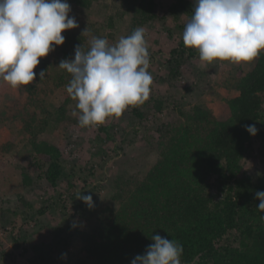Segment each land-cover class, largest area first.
Listing matches in <instances>:
<instances>
[{
  "label": "trees",
  "instance_id": "1",
  "mask_svg": "<svg viewBox=\"0 0 264 264\" xmlns=\"http://www.w3.org/2000/svg\"><path fill=\"white\" fill-rule=\"evenodd\" d=\"M74 2L86 7L92 0ZM113 3L117 9L133 14L134 29L164 21L157 0ZM64 38L63 45L54 46L56 64L68 58L74 44L68 45L69 39ZM87 40L76 38L84 47ZM197 54L198 50L184 46L183 36L178 47L170 52L166 69L178 91L193 92L196 83L189 80L187 70H191ZM46 65L41 62L38 73L46 70ZM248 65L249 70L237 83L239 95L229 100L219 115L200 104H189L174 107L175 118L173 114L165 122L162 101L155 103L149 117L133 111L141 121L135 134L145 131L149 134L146 138H152L150 168L147 172L134 170L129 177L114 183L107 200L100 203L97 221L88 231L79 233L86 244L81 264H131L153 243V235L183 246L181 264H264V212L257 209L259 200L255 195L264 191V171L254 180L243 163L255 142H259L264 166V52ZM70 80L71 75L61 77L67 98ZM35 81L43 82L44 78L37 75ZM68 103L59 104L51 119L44 122L45 127L29 139L35 166L43 171V182L56 189L60 181L66 186L60 193L59 207L63 205L62 197L70 196V188H75L71 182L74 169L68 174L66 164L80 161L86 146L83 128L75 120L78 115L69 110ZM25 114L30 127L32 114ZM49 124L58 133L47 131ZM252 124L258 130L255 136L245 127ZM99 128L92 144L102 146L104 152L105 142L112 141L115 135L111 134L114 127ZM90 174L94 175L91 170ZM32 236L45 248L55 231L43 226ZM37 250L42 258L43 250L39 246Z\"/></svg>",
  "mask_w": 264,
  "mask_h": 264
},
{
  "label": "rangeland",
  "instance_id": "2",
  "mask_svg": "<svg viewBox=\"0 0 264 264\" xmlns=\"http://www.w3.org/2000/svg\"><path fill=\"white\" fill-rule=\"evenodd\" d=\"M67 2L71 6L69 15L75 16L79 24L78 28L64 32L69 39L68 45L74 42L68 53L69 60L74 59L75 47L80 45L77 37L88 39L87 46H83L87 51L91 36L106 39L110 46H114L121 37L131 35L136 29L133 28V14L117 9L113 0H92L91 5L86 7L77 5L74 0ZM157 2L164 21L142 26L150 57L148 71L153 78L149 99L143 105L129 107L120 118H109L103 124L114 127L111 134H115L112 141L105 142V154L101 152L102 146L92 144L99 135L100 125L83 128L85 152L80 161L66 164V172H74L71 182L75 188H70V196L62 197L61 207L60 193L66 186L60 181L56 189L43 182V171L35 166L29 139L45 127L46 119H51L58 105L65 101L69 102V110L78 115L75 119L78 122L77 102L67 98L62 88L61 77L70 74L58 68L59 64L55 62L57 54L53 51L42 58L34 69L38 75L41 62L47 64L43 82L34 81L13 89L0 79V264L82 263L86 256V244L79 233L88 231L97 221L100 203L107 200L114 183L129 177L134 170L147 172L150 168L148 157L152 150V138H146L149 134L145 131L135 134L141 121L134 115V110L142 113L144 118L149 117L155 103L162 101L165 113L162 121L165 122L172 119L174 107L189 104H200L219 115L228 101L239 95L237 83L241 75L249 70V63L237 65L214 61L209 65L201 62L199 52L191 62V70H187L189 80L196 83L193 92L178 91L173 86V78L168 77L166 69L167 61L171 58L170 52L181 42L182 26L191 19L195 0ZM86 28L91 35L81 36ZM25 113L32 114L30 127L26 124L29 119L24 116ZM47 131L58 133L57 128L50 124ZM260 147V143L255 142L243 162L245 170L254 180L264 171ZM71 169H74L73 172ZM90 170L94 175L90 174ZM88 193L92 195L94 204L91 209L77 199ZM56 202L57 205H52ZM43 226L55 231V236L45 248L32 236V232ZM37 246L43 250L42 258L38 256Z\"/></svg>",
  "mask_w": 264,
  "mask_h": 264
},
{
  "label": "clouds",
  "instance_id": "3",
  "mask_svg": "<svg viewBox=\"0 0 264 264\" xmlns=\"http://www.w3.org/2000/svg\"><path fill=\"white\" fill-rule=\"evenodd\" d=\"M70 12L67 0H0V79L13 89L32 84L40 60L65 43L62 33L79 27ZM90 35L87 28L81 34ZM89 43L87 51L77 45L74 59L61 60L58 66L71 75L66 91L77 102L82 128L103 125L109 118H120L129 107L143 105L153 83L143 27L114 46L96 36ZM183 44L198 50L201 62L209 65L253 62L264 52V0H195ZM46 73L41 69L39 78ZM245 127L250 135H257L255 124ZM255 195L257 209L264 212V191ZM77 199L89 209L94 207L91 195ZM151 239L145 253L131 264H181V244L160 235Z\"/></svg>",
  "mask_w": 264,
  "mask_h": 264
}]
</instances>
